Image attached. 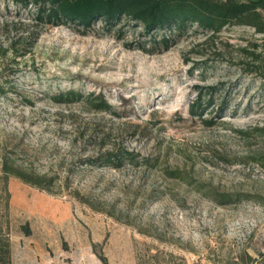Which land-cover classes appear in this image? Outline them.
Instances as JSON below:
<instances>
[{
	"label": "rangeland",
	"instance_id": "obj_1",
	"mask_svg": "<svg viewBox=\"0 0 264 264\" xmlns=\"http://www.w3.org/2000/svg\"><path fill=\"white\" fill-rule=\"evenodd\" d=\"M33 10L0 0V175L6 158L51 182L9 177L10 245H91L114 264H264V51L252 46L264 35L188 26L164 47V31L127 19L83 30ZM198 87H217L200 116ZM68 91L80 96L59 98ZM118 151L139 162L89 164ZM216 192L251 197L219 204Z\"/></svg>",
	"mask_w": 264,
	"mask_h": 264
},
{
	"label": "trees",
	"instance_id": "obj_2",
	"mask_svg": "<svg viewBox=\"0 0 264 264\" xmlns=\"http://www.w3.org/2000/svg\"><path fill=\"white\" fill-rule=\"evenodd\" d=\"M20 6L32 7L33 19L44 25L70 24L78 29H90L97 21L114 25L121 19H127L133 25L142 27L146 35L152 38L160 31L164 47H167L176 31L196 26L207 38L213 37L229 26H248L257 34L264 35V0H15ZM168 32V33H166ZM264 51V40L252 45ZM146 50L145 47H141ZM252 60H260L259 53L244 49ZM217 87L207 88L204 94L198 87L196 98L190 103V113L200 116L203 110L212 103ZM4 90L0 86V93ZM80 94L74 91L65 93L59 98L72 100ZM95 100H99L96 97ZM227 97L223 99L225 106ZM97 110L111 111L112 107L104 100L94 103ZM220 109H223L221 106ZM211 123L212 120H204ZM94 166L121 167L125 161L137 163L133 153L118 151L106 152L97 158L88 159ZM256 161L264 170V154ZM17 177L22 181L42 189H48L50 180L44 175L20 169L6 158L1 162L0 175V264H8L11 258L10 239L7 230L5 212L8 205V179ZM251 195L236 192H216L212 197L219 204H229L248 199ZM99 258L109 264L103 255Z\"/></svg>",
	"mask_w": 264,
	"mask_h": 264
},
{
	"label": "crops",
	"instance_id": "obj_3",
	"mask_svg": "<svg viewBox=\"0 0 264 264\" xmlns=\"http://www.w3.org/2000/svg\"><path fill=\"white\" fill-rule=\"evenodd\" d=\"M10 250L8 264H104L91 245H71L69 250L63 245H10Z\"/></svg>",
	"mask_w": 264,
	"mask_h": 264
}]
</instances>
